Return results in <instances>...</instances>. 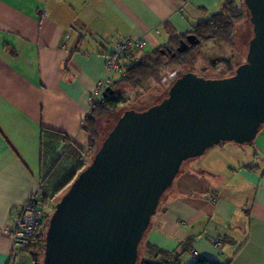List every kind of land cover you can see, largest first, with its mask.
I'll list each match as a JSON object with an SVG mask.
<instances>
[{"label":"crops","instance_id":"0c3cea01","mask_svg":"<svg viewBox=\"0 0 264 264\" xmlns=\"http://www.w3.org/2000/svg\"><path fill=\"white\" fill-rule=\"evenodd\" d=\"M228 1L242 0H0V264L30 257L10 230L40 183L41 130L87 145L90 94L115 44L141 38L148 55ZM186 164L150 219L141 261L148 244L171 253L191 239L183 264H264V125L251 144Z\"/></svg>","mask_w":264,"mask_h":264},{"label":"water","instance_id":"95a60500","mask_svg":"<svg viewBox=\"0 0 264 264\" xmlns=\"http://www.w3.org/2000/svg\"><path fill=\"white\" fill-rule=\"evenodd\" d=\"M242 2L253 32L246 64L229 79L185 74L158 105L125 112L54 206L43 264H135L182 163L218 145L255 139L264 125V0ZM198 44L188 36L176 53ZM113 94L110 88L103 98Z\"/></svg>","mask_w":264,"mask_h":264},{"label":"trees","instance_id":"16d2710c","mask_svg":"<svg viewBox=\"0 0 264 264\" xmlns=\"http://www.w3.org/2000/svg\"><path fill=\"white\" fill-rule=\"evenodd\" d=\"M246 8L241 1L226 2L222 8L208 19L198 21L191 28V31L185 35L171 34L168 42L154 50L148 55L142 56L137 63L130 66L125 76L115 81L111 86L114 89L122 84L131 88H140L149 80L158 75L159 71L167 64H181L189 61L192 54L199 52L203 43L214 42L216 44L230 45L235 24L242 21L245 16ZM248 13V12H247ZM194 36L199 44L189 47L185 52L178 54L176 49L181 42L186 41V37ZM162 51H169L170 54H163ZM175 54L171 57V54ZM126 104L122 94L114 91L112 96L102 98L99 101L92 102L88 115L83 121L82 131L87 136V148L89 155L96 154L97 148V122L111 114L119 107ZM252 143V142H251ZM250 143V144H251ZM85 153L73 141L69 140L64 134L42 129L40 132V183L38 190V199L40 209L44 211L43 222L38 229L35 242L25 252L29 254L33 264H38V258L43 260L44 239L47 230V223L51 213L45 211L46 206L62 191L69 188L76 176L82 172L89 164L86 163ZM94 157V156H93ZM54 210V209H53ZM141 244V243H140ZM191 239L181 243L178 250L166 252L152 245L145 247V259L140 264H183L181 257L187 254L190 249ZM140 248V246H139ZM139 255V253H138ZM191 264H220L204 257L195 259ZM222 264H229L225 262Z\"/></svg>","mask_w":264,"mask_h":264},{"label":"rangeland","instance_id":"374dc122","mask_svg":"<svg viewBox=\"0 0 264 264\" xmlns=\"http://www.w3.org/2000/svg\"><path fill=\"white\" fill-rule=\"evenodd\" d=\"M252 36L253 32L252 26L249 22V15L247 11H245L244 19L235 24L230 45L216 44L211 41L203 43L199 48V52H197V54L194 53L189 57L191 58L189 61L182 62L179 65L167 64V62H165V66L159 71L158 75L149 80L142 87L131 88L124 84L116 87L114 89L115 93L122 94L126 100V104L119 107L113 114L100 119L97 122V148L99 149L101 147L103 141L125 112L132 110L136 113H142L149 108L158 105L167 97L170 87L181 76L192 74L204 80H222L231 78L238 67L246 64L249 42ZM78 144L76 145L83 150L86 163L89 164L94 154L89 155V153H87V145L83 147L84 145L80 143ZM188 161L189 160L182 163L171 187L165 191L161 200L181 176ZM67 190L68 188L47 204L45 209L47 213L53 212L54 206ZM51 216L52 213L44 223L48 224ZM140 251L141 249L139 248V255L135 264H140L141 262ZM25 257L27 264H33L30 257ZM37 261L38 264H43L41 257H39Z\"/></svg>","mask_w":264,"mask_h":264},{"label":"built area","instance_id":"2783aa9c","mask_svg":"<svg viewBox=\"0 0 264 264\" xmlns=\"http://www.w3.org/2000/svg\"><path fill=\"white\" fill-rule=\"evenodd\" d=\"M145 41L143 39H125L115 44L111 53L106 57L105 78L98 82L90 94L92 102L99 101L103 94L111 88L113 83L125 76L126 70L137 63L144 56ZM37 189L26 203L16 211V220L10 230L13 245L19 251L25 252L35 242V237L40 228L44 211L40 209ZM218 244V241L215 242ZM190 255H194L190 251ZM16 263V257L12 258V264Z\"/></svg>","mask_w":264,"mask_h":264},{"label":"flooded vegetation","instance_id":"af4514ba","mask_svg":"<svg viewBox=\"0 0 264 264\" xmlns=\"http://www.w3.org/2000/svg\"><path fill=\"white\" fill-rule=\"evenodd\" d=\"M166 52H168V51H166Z\"/></svg>","mask_w":264,"mask_h":264}]
</instances>
